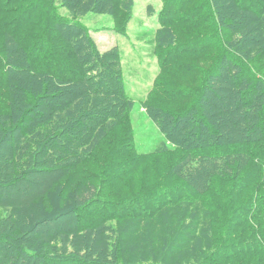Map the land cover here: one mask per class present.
Returning <instances> with one entry per match:
<instances>
[{"label": "trees", "instance_id": "trees-1", "mask_svg": "<svg viewBox=\"0 0 264 264\" xmlns=\"http://www.w3.org/2000/svg\"><path fill=\"white\" fill-rule=\"evenodd\" d=\"M158 1L159 51L185 17L213 54L189 103H145L166 141L140 151L83 21L128 30L135 0H0V264H264V0Z\"/></svg>", "mask_w": 264, "mask_h": 264}, {"label": "rangeland", "instance_id": "rangeland-1", "mask_svg": "<svg viewBox=\"0 0 264 264\" xmlns=\"http://www.w3.org/2000/svg\"><path fill=\"white\" fill-rule=\"evenodd\" d=\"M160 7L158 0H135L128 30L118 31L117 28L123 27H116L112 17L107 14L89 13L83 19L101 50H111L115 46L121 50L126 88L135 100L132 125L140 151L153 150L166 141L160 128L148 115L145 103L153 96L160 97L163 103L173 108L189 103L184 96H190L204 77L198 67L208 66V57L213 54V48H206L208 43L199 42L204 38L206 28L186 23L185 17L181 24L171 25L180 38L181 47L177 50V57H168L167 52L159 51L157 31L164 29V24L169 20L166 12L163 19L158 17ZM175 9L172 8V11ZM60 11L67 12L63 7ZM177 96L181 97L177 99Z\"/></svg>", "mask_w": 264, "mask_h": 264}]
</instances>
